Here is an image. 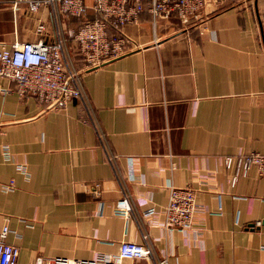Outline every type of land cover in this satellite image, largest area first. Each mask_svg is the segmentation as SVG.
<instances>
[{
	"label": "crops",
	"instance_id": "obj_1",
	"mask_svg": "<svg viewBox=\"0 0 264 264\" xmlns=\"http://www.w3.org/2000/svg\"><path fill=\"white\" fill-rule=\"evenodd\" d=\"M55 32L47 6L0 0V46ZM120 33L125 52L82 72L84 100L48 108L0 76V230L16 264L115 254L123 240L154 255L117 264H264V177L252 166L232 181L224 165L264 153V0H207L186 25L143 10ZM168 184L194 191L188 228L163 224Z\"/></svg>",
	"mask_w": 264,
	"mask_h": 264
},
{
	"label": "built area",
	"instance_id": "obj_2",
	"mask_svg": "<svg viewBox=\"0 0 264 264\" xmlns=\"http://www.w3.org/2000/svg\"><path fill=\"white\" fill-rule=\"evenodd\" d=\"M24 2L31 12L47 6L56 23L55 40L45 42L15 41L0 46V76L16 83L20 96L36 95L46 107L60 108L72 99H85L82 72L101 66L125 52L127 39L120 33L122 27L134 23L141 11L146 10L154 22L160 17L175 15L183 24H189L203 8L205 0H11ZM97 17L84 20L77 28L66 27L63 17H81L87 10ZM45 24H37L38 33ZM113 30L115 36H110ZM71 40V41H70ZM73 49V51H72ZM74 53V54H73ZM74 55L78 56L76 60ZM80 63V64H78ZM0 153L9 155L6 144H0ZM226 168L236 166L239 173L254 167L264 177V153L247 152L224 157ZM12 187V182L8 188ZM167 202L163 224L168 228L185 229L192 225L195 212L194 191L190 187L167 186ZM120 212L131 208L129 198L117 202ZM153 211L146 210L145 213ZM8 226L0 230V264H16L18 247L8 243ZM154 251L145 240H123L115 254L97 258H69L66 256L37 257L30 264H117L122 258H152ZM153 264H167L165 258H156Z\"/></svg>",
	"mask_w": 264,
	"mask_h": 264
},
{
	"label": "rangeland",
	"instance_id": "obj_3",
	"mask_svg": "<svg viewBox=\"0 0 264 264\" xmlns=\"http://www.w3.org/2000/svg\"><path fill=\"white\" fill-rule=\"evenodd\" d=\"M72 51H73V49H72ZM76 59H78V56L76 55Z\"/></svg>",
	"mask_w": 264,
	"mask_h": 264
},
{
	"label": "trees",
	"instance_id": "obj_4",
	"mask_svg": "<svg viewBox=\"0 0 264 264\" xmlns=\"http://www.w3.org/2000/svg\"><path fill=\"white\" fill-rule=\"evenodd\" d=\"M74 54V53H73ZM74 58L76 59V55H74ZM77 60V59H76Z\"/></svg>",
	"mask_w": 264,
	"mask_h": 264
},
{
	"label": "water",
	"instance_id": "obj_5",
	"mask_svg": "<svg viewBox=\"0 0 264 264\" xmlns=\"http://www.w3.org/2000/svg\"><path fill=\"white\" fill-rule=\"evenodd\" d=\"M205 2H207V0H205Z\"/></svg>",
	"mask_w": 264,
	"mask_h": 264
}]
</instances>
